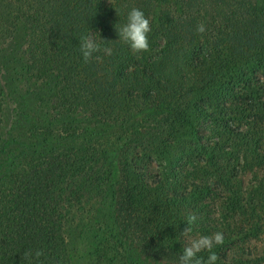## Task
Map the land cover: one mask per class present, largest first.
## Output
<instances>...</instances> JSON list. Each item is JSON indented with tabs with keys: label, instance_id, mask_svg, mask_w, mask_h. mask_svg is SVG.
<instances>
[{
	"label": "trees",
	"instance_id": "obj_1",
	"mask_svg": "<svg viewBox=\"0 0 264 264\" xmlns=\"http://www.w3.org/2000/svg\"><path fill=\"white\" fill-rule=\"evenodd\" d=\"M223 1L226 22L205 21L201 0H0V45L23 26L48 91L39 145L9 162L0 88V264H79L70 224L106 191L114 264H179L189 214L191 233H223L216 264H264V0ZM132 7L150 20L147 52L119 40ZM87 35L111 55L85 63ZM73 115L115 125L114 154Z\"/></svg>",
	"mask_w": 264,
	"mask_h": 264
},
{
	"label": "rangeland",
	"instance_id": "obj_2",
	"mask_svg": "<svg viewBox=\"0 0 264 264\" xmlns=\"http://www.w3.org/2000/svg\"><path fill=\"white\" fill-rule=\"evenodd\" d=\"M201 1L204 3V10L207 14L202 12L206 16L205 21H227V1ZM23 37L24 27L21 26L16 39L0 45V88L5 101L2 136L5 142L8 141V144L13 146L10 152L15 156L10 158L9 162H19V158L27 154L28 149L39 145L40 141L36 140L31 130L36 126H41L43 119L47 118L45 113L48 110L47 101H45L48 91L34 83L41 81L34 79L29 69L23 49ZM67 119L82 125L88 134L92 133L93 128H96L95 134L97 135L95 136H101L97 138L98 143L103 144L110 153L114 154L120 134L115 125L100 126L84 115H73L71 118H64L63 121H68ZM57 123L56 128L58 129L62 120ZM98 131L101 133L100 135ZM78 139L79 141L83 139V134ZM252 178V174L248 173L245 176V184H250L253 181ZM107 194L109 191L103 194L92 210L75 216L76 220L70 224L71 245L79 264H114L115 260L118 263L117 254L111 251L113 232L110 220V197L106 196ZM105 196L107 198L103 199ZM96 219L99 220L97 222L99 226L95 225ZM199 236L201 235L198 233H191L189 238ZM124 254L128 256L129 253L125 252ZM136 264L158 263L140 261Z\"/></svg>",
	"mask_w": 264,
	"mask_h": 264
},
{
	"label": "clouds",
	"instance_id": "obj_3",
	"mask_svg": "<svg viewBox=\"0 0 264 264\" xmlns=\"http://www.w3.org/2000/svg\"><path fill=\"white\" fill-rule=\"evenodd\" d=\"M112 3V0H110ZM116 27V26H115ZM119 40L128 45L134 53H142L150 50L149 34L152 31L150 20L145 16L144 12L137 7H132L127 13V22L116 28ZM196 31L203 34L206 27L203 23L197 25ZM99 35V40L93 35L84 36L80 42V52L85 63L91 62L94 55L101 51L106 55H111L110 47L102 46L103 41ZM100 60V56H95ZM197 217L195 214H189L187 217L188 226L183 230L185 237H190L192 225ZM224 235L222 232H215L211 235H201L196 238H190L184 247L182 254L179 256V264H216L219 259L217 253L213 250L218 245H223ZM202 252H207L206 258L200 256ZM44 255L43 250H36L34 256L37 260ZM33 253L26 252L23 259L31 260Z\"/></svg>",
	"mask_w": 264,
	"mask_h": 264
}]
</instances>
